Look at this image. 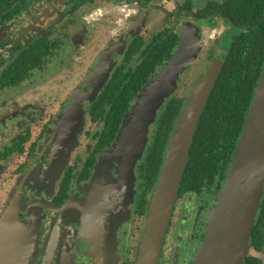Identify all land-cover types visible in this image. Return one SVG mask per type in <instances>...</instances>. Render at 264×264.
Returning <instances> with one entry per match:
<instances>
[{
  "label": "flooded vegetation",
  "instance_id": "flooded-vegetation-1",
  "mask_svg": "<svg viewBox=\"0 0 264 264\" xmlns=\"http://www.w3.org/2000/svg\"><path fill=\"white\" fill-rule=\"evenodd\" d=\"M186 54L189 63L150 123L129 195L106 194L122 160L113 155L102 183L94 180L134 102ZM263 69L264 0H0V231L26 234L28 264H103L108 246L117 247L119 264H135L183 111L207 85L200 121L210 112L232 127L243 100L246 119ZM244 123L228 168L219 144L183 175L157 264H193ZM99 203L108 240L91 253L87 233L103 230L91 229L87 214ZM263 252L251 239L249 255L260 264Z\"/></svg>",
  "mask_w": 264,
  "mask_h": 264
},
{
  "label": "water",
  "instance_id": "water-1",
  "mask_svg": "<svg viewBox=\"0 0 264 264\" xmlns=\"http://www.w3.org/2000/svg\"><path fill=\"white\" fill-rule=\"evenodd\" d=\"M168 77L169 74L164 76L163 80L167 81ZM207 89L206 85L202 92L189 103L185 114L179 119V128L170 138L169 151L163 164L160 182L148 205V222L138 247L135 264L158 263L163 237L188 164L197 125L205 107ZM132 133L133 131H129V129L126 131L122 129L118 135L115 149L109 152L108 156L110 157L107 160L103 159L97 179L94 180L95 184L100 185L105 172V163L110 158L113 159V155L119 157L120 159H118L122 160L121 178L118 181H112L111 185V188L116 190L115 196L119 200L122 193L130 191L129 186L132 187L135 179L136 158L142 157L148 143L149 132L147 131L140 135V141L133 144L135 150L127 149L128 145L123 147L124 141L133 136ZM263 196L264 69L227 172L225 185L220 191L216 207L210 214V224L205 241L193 264H244L245 258L250 254L252 231L257 222ZM91 213L89 212L87 215L90 217ZM89 223L91 222L89 221ZM5 228L6 226L4 230ZM4 230L0 231V264H25V256L29 247L28 242L25 244L26 234L20 236L16 229ZM105 252L110 257L103 264H119L117 247L114 246L113 249L112 246H108ZM261 257L262 264H264V252Z\"/></svg>",
  "mask_w": 264,
  "mask_h": 264
},
{
  "label": "rangeland",
  "instance_id": "rangeland-1",
  "mask_svg": "<svg viewBox=\"0 0 264 264\" xmlns=\"http://www.w3.org/2000/svg\"><path fill=\"white\" fill-rule=\"evenodd\" d=\"M188 44H189L188 41L185 40V46H188ZM189 57L190 56L188 54H186L184 57L180 56L177 60L173 59L165 67L162 75L159 77H156L153 82L151 81L150 84L147 85L145 93L141 94L139 96V98L134 102L132 113L129 115V123L127 125H125L126 127L125 126L123 127L124 131H126V129H129V131H133V133H132L133 136L129 137L128 140L124 141L123 147H126L125 145H128L127 149L135 150V149H133V144L136 143L137 141L141 140L140 135L142 133H144V132L146 133L147 131L149 132L150 123L156 119L158 110L163 106L166 98L169 97V95L171 94V91L175 87L176 81H177L175 77L177 76V74L181 73V71L185 67V65H187V63H189V61H188ZM167 74H169L167 81L163 80V77L166 76ZM184 114H185V111H183L181 117ZM147 124H149V125H147ZM147 126H148V130H147ZM127 143H129V144H127ZM141 147H143V146H141ZM108 155L109 154L104 156V158L106 160L110 157ZM69 156H70V152L67 151L66 152V158H68ZM60 163L61 164L64 163V160L60 159L58 164H60ZM106 164H107V162L105 163V165ZM96 186H97V184H96ZM95 188L96 189H94V190H95V192H97L98 187H95ZM105 191H106V194H108V195L113 194L115 196L117 194L116 190H113L112 188L105 189ZM102 208H103V206L101 205V203H99L98 209L95 208V213L97 215H95V213H94L89 217L91 219V221H90L91 222L90 223L91 229L94 228V226L96 225L99 230L100 229L103 230V233H102V231L100 232L98 230H94V231L90 230L89 233H87L88 236L93 239V242L91 243V248L89 251L91 253H99L98 250L102 251L104 249L103 245L106 244V241L108 240L107 231L109 230V228L106 230L104 229L107 225H105L104 228L102 227V224L104 223L103 216H102L103 213L101 211H99ZM93 220H94V222L96 220L99 222L94 223ZM20 226H22V225H20ZM97 239H99L100 243L102 242L101 245L96 244L95 240H97ZM200 248L198 249V251L195 255L194 261L197 257V254H198ZM105 251H106V249H105ZM161 252H162V250H161ZM194 261H193V263H194ZM262 263H263V261H262ZM25 264H28V261L25 262Z\"/></svg>",
  "mask_w": 264,
  "mask_h": 264
},
{
  "label": "trees",
  "instance_id": "trees-1",
  "mask_svg": "<svg viewBox=\"0 0 264 264\" xmlns=\"http://www.w3.org/2000/svg\"><path fill=\"white\" fill-rule=\"evenodd\" d=\"M256 83V82H255ZM254 83V85H255ZM252 88H250L248 95L249 97L253 96ZM251 99V98H250ZM250 105V101H244L241 103V114L238 118L233 119L234 124L232 127H222V124L225 121H228L229 117H217L212 116L209 113H205L202 116L200 124L196 130L194 143L191 148V152L189 154L188 164L185 168V178L186 172L189 171V167L193 165L197 161L199 166H203L204 160L207 159V155L205 152L207 150L211 152L218 153L220 146L219 144H224L226 149V165L228 168L229 162L232 157V152L235 148V145L240 136L243 123L245 120V115L248 111ZM209 111V110H208ZM169 136V133L161 134L162 138V146L161 150H164V146L166 144V138ZM188 176V175H187ZM252 245L256 250L261 251L264 247V204L259 211L256 225L252 232ZM244 264H260V260L252 255H248L245 258Z\"/></svg>",
  "mask_w": 264,
  "mask_h": 264
}]
</instances>
